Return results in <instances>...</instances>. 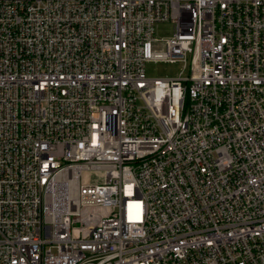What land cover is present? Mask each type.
Segmentation results:
<instances>
[{
    "label": "built area",
    "instance_id": "built-area-1",
    "mask_svg": "<svg viewBox=\"0 0 264 264\" xmlns=\"http://www.w3.org/2000/svg\"><path fill=\"white\" fill-rule=\"evenodd\" d=\"M0 264H264V0H0Z\"/></svg>",
    "mask_w": 264,
    "mask_h": 264
},
{
    "label": "rangeland",
    "instance_id": "rangeland-1",
    "mask_svg": "<svg viewBox=\"0 0 264 264\" xmlns=\"http://www.w3.org/2000/svg\"><path fill=\"white\" fill-rule=\"evenodd\" d=\"M172 26L169 22L158 23L154 26L153 36L156 39L164 40L171 36ZM179 60H150L144 64V74L150 78L176 77L179 74L185 76L187 74V61Z\"/></svg>",
    "mask_w": 264,
    "mask_h": 264
}]
</instances>
